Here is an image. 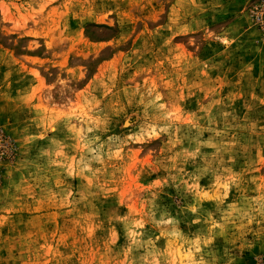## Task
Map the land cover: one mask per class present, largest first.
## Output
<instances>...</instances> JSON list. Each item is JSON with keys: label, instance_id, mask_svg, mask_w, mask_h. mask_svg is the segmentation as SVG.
I'll list each match as a JSON object with an SVG mask.
<instances>
[{"label": "rangeland", "instance_id": "374dc122", "mask_svg": "<svg viewBox=\"0 0 264 264\" xmlns=\"http://www.w3.org/2000/svg\"><path fill=\"white\" fill-rule=\"evenodd\" d=\"M0 264H264V0H0Z\"/></svg>", "mask_w": 264, "mask_h": 264}]
</instances>
